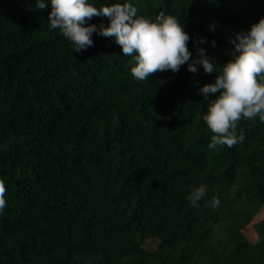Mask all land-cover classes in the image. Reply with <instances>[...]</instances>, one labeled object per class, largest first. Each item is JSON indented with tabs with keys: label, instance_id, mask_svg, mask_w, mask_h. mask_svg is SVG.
Wrapping results in <instances>:
<instances>
[{
	"label": "trees",
	"instance_id": "obj_1",
	"mask_svg": "<svg viewBox=\"0 0 264 264\" xmlns=\"http://www.w3.org/2000/svg\"><path fill=\"white\" fill-rule=\"evenodd\" d=\"M45 2L0 0V264H264V122L242 119L243 143L210 150L200 94L264 0H89L176 16L192 60L200 47L216 65L144 81L114 37L94 33V47L74 51ZM202 184L194 208L187 196Z\"/></svg>",
	"mask_w": 264,
	"mask_h": 264
},
{
	"label": "clouds",
	"instance_id": "obj_2",
	"mask_svg": "<svg viewBox=\"0 0 264 264\" xmlns=\"http://www.w3.org/2000/svg\"><path fill=\"white\" fill-rule=\"evenodd\" d=\"M48 17L50 29L60 33L74 45V51H86L94 47L92 36L98 33L105 38H115L125 56L133 57L132 76L144 81L158 72L171 70L178 73L188 64V71L197 73L201 66L205 73L215 72L216 65L206 49L197 47L198 58L192 60L188 44L191 40L184 25L174 15L161 12L153 21L138 16V9L131 3H114L96 7L89 0H50ZM36 7H48L45 0H36ZM94 17H104L108 26L88 25ZM88 25V26H85ZM204 38L198 44L205 43ZM234 46L232 59L223 65L214 83L200 89L207 101V114L203 120L214 135L208 145L210 150L226 145L231 148L245 140L244 132L238 131L239 122L259 117L264 122V18L251 26L250 31L236 33L229 38ZM215 47V41L212 42ZM215 94V99L210 97ZM207 185L193 188L187 196L194 208L206 196ZM6 184L0 179V213L7 207ZM218 196H213L209 205L220 206Z\"/></svg>",
	"mask_w": 264,
	"mask_h": 264
},
{
	"label": "rangeland",
	"instance_id": "obj_3",
	"mask_svg": "<svg viewBox=\"0 0 264 264\" xmlns=\"http://www.w3.org/2000/svg\"><path fill=\"white\" fill-rule=\"evenodd\" d=\"M254 233L253 232H251V236H253L254 237V235H253ZM256 240H258V242H260V240H259V237H257V238H255Z\"/></svg>",
	"mask_w": 264,
	"mask_h": 264
}]
</instances>
